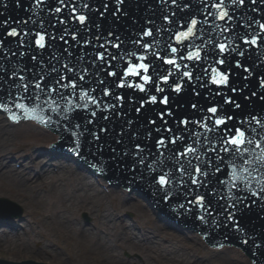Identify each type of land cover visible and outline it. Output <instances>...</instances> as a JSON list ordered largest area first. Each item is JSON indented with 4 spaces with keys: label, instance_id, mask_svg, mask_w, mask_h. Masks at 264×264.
<instances>
[{
    "label": "snow or ice",
    "instance_id": "1",
    "mask_svg": "<svg viewBox=\"0 0 264 264\" xmlns=\"http://www.w3.org/2000/svg\"><path fill=\"white\" fill-rule=\"evenodd\" d=\"M39 2L47 3L49 12L57 15L56 23H52L51 19L48 22V26L53 28L52 32H49L48 27L41 22H37L29 28L28 24L31 23V20H26L19 22L20 27L8 28L5 26L4 36L10 39L0 36V56H3L4 59H7L9 55L11 57L16 55L23 57L25 68L22 71L25 73L29 72L27 65H32V75L29 77L20 74L16 68L9 71L6 66L0 64V76L11 89L7 92L8 101H11L16 109L24 113L25 119L32 118L45 125H50L53 122L51 116L47 119L32 116L31 114L36 112V108H29L25 103H18L16 102L17 99L30 101L35 98L38 100L40 94L43 93L50 99V102L49 100L44 101L49 110L59 115L62 109L58 101L53 98L54 95H59L60 99L65 100L71 109L83 108L87 111L90 105L100 106L101 100L97 99L95 95L99 90L103 98H111L114 101L107 109L114 115H127L126 106H130L132 112L135 113V119L126 120L125 123L132 129L129 138L135 143L131 151L121 152L120 155H116V149H112L106 167L118 169L122 174L131 172L132 175L128 182L141 186L143 181L148 178L143 171H139L138 166L144 165L145 168H151L150 164L145 163L146 158L156 159L167 154L168 160L161 161V163H167L173 171L156 172L153 170L147 187L151 195L169 203L172 198L168 193L175 183L173 177L177 173L181 177L187 175L194 188L208 187L213 179V173H215L216 184L221 188L228 187L229 192L232 193V195L227 196V199L231 200L232 203L227 205L225 209L227 223L222 226H231L235 232L242 235L246 233L247 230L240 226L237 212L240 211L241 207L246 210H251L253 207L264 210V143L261 142L264 140V136H261V133L264 132V118H262L264 117V107H261L259 113L252 110L254 104L264 106V72L254 70L255 61L246 66V62L251 59L249 53L264 47V8L258 7V5H264V0H214L207 12L199 11L198 5H192L191 0H184L183 3L181 0H171L172 5L178 11L164 14L163 20L169 26L176 25L179 29L175 33L177 46L168 43L165 54L156 51L148 56L147 53L153 48V41L162 31L156 29L151 20L147 21L145 27L141 28L137 35L129 36L131 45L139 51L124 48L125 41L117 33L109 30L105 34L104 43L99 44L98 48L95 49V54L89 62V67L95 68L94 73H89L87 67L78 72L70 63H63V72H61L55 66L48 64V61L42 56V53L47 52L54 45H58L61 55L67 56L70 60L78 59L77 53L69 51L71 46L69 36L73 43L82 41L85 54H87V48L92 45L93 41L86 38L87 33L80 30L88 28L89 24L94 25L95 22L92 21L91 16L83 12L77 14L73 5L70 15L59 19L64 7H67L65 0H39ZM16 3L19 5L20 0H16ZM56 4L60 6H55ZM126 4L127 0H115V8L110 9L109 4L105 3L102 5L103 11L100 8L95 11L102 19L107 18L106 13L111 15L114 22L118 23L121 16L126 19L130 18L124 10ZM249 5L252 6L251 11L253 13H260V18L250 17L248 21L241 23L236 12L239 9H247ZM193 7H197V12L191 11ZM84 8L88 9L89 12L92 11L89 4H85ZM211 8L217 9V12H212ZM178 12L183 13L179 18H177ZM199 16H202L203 19H199ZM185 17L189 18L185 19ZM209 18L213 22L218 20L225 24L226 27L221 31L230 34L235 33L239 43L235 47H231L228 43L216 42L206 45L202 33L205 31L204 25L209 22ZM69 19L75 22L76 29L69 30L66 26ZM4 23L7 25V21ZM233 23H235V27L232 26ZM57 25H65V27L58 28ZM254 25L256 30H253ZM215 26L220 27L219 24ZM237 29H242L244 35L241 36ZM95 39L100 40L101 37L97 35ZM189 40L192 41L193 51H187L186 46L187 55H185L184 52H180L178 45L182 41ZM197 40H200L199 44L196 43ZM11 43L16 44V49L10 50L5 55V49ZM206 47L209 51H205ZM109 48L114 51L110 52ZM20 49H24V51H20ZM217 49L219 54H224V58L215 59ZM37 50L41 55L37 54ZM169 50L171 57L166 55ZM202 52L205 56L212 55L214 57L212 62L224 66V70L211 67L210 70H206L211 73L210 81H204L200 75L189 70V65L185 63L181 79L187 78L185 83L191 84V91L198 97L202 93L197 90L195 83H191L192 81L200 82V88H206L209 82L216 85L217 89L227 87L234 95L223 100V105L226 107L206 106L204 113H199L201 106L192 103L190 108L195 110L193 113L177 115L172 109L170 97L173 93L182 94L184 85L176 83L174 80L170 81L173 73L167 67L162 71L161 66H171L179 71L181 65L178 63V59L193 62L201 61ZM228 57H231L232 60L229 61ZM48 59L59 60V57L55 53H50ZM256 59L258 60L259 56ZM46 64L49 67L47 76L40 75L35 71L37 67L43 71ZM120 64H123L122 71L117 70ZM259 67H264V64L259 65ZM85 73L95 76L92 83H95L96 87H92L91 83H86ZM234 74L239 76L238 81L232 79ZM130 78H135V81ZM32 80L35 83H32ZM254 81L255 87L262 91L257 92L255 90ZM162 85L169 86L170 92H167ZM32 89H35V93L32 96L27 95ZM128 90L132 91L129 92ZM14 92L23 93V95L16 97ZM216 95H220L219 91L216 92ZM69 97L76 101H84V103L82 105L73 103ZM155 105H162L163 107L153 111L151 115H147L151 106ZM176 107L179 108L180 106L177 105ZM0 111L8 114V118L14 122L21 119L5 100H0ZM103 113L104 109H101L100 113L93 109L90 115L91 117H102L105 120L110 119ZM193 115H196L197 118L193 119ZM64 119H68V117H64ZM140 121H142L139 123L141 131L135 132ZM87 123L91 125L94 121L88 120ZM72 127L80 129L81 124L77 123ZM195 128H200L202 131L196 132L194 131ZM107 131L106 127H102L99 132H90L92 142H95L101 152L102 149L99 148L102 140L100 132L107 133ZM81 137H84L83 143ZM69 139L73 145L69 151L86 165L89 164L88 156L84 152V143H88L84 133L72 131ZM190 139L193 141L191 144L188 143ZM201 140H206L207 145L201 143V147L198 149L195 144ZM119 143L121 141H117V144ZM201 151L208 154V159L203 166L199 163L194 165L191 159L186 161L183 159L191 154L199 160L200 157L196 154ZM91 155L95 159V154ZM130 157L133 158V163L131 166H126L124 161ZM90 166L93 169L96 168L95 164ZM229 168L231 169L230 173ZM137 171H139V175L136 174ZM222 176H229V180H222ZM240 192L247 195H240ZM215 195L216 192L212 190H209L205 195H195L187 201L189 205H192L188 211L198 209L203 211L205 215L211 216V200L208 197ZM219 200H225V197L220 196ZM184 207L183 204L180 205L181 209ZM205 215H196L195 218L204 222ZM260 218L264 219V216ZM217 224L219 225L220 222L217 221ZM241 242L244 245L251 243V264H260V260L264 258V242L257 243L250 235L243 238Z\"/></svg>",
    "mask_w": 264,
    "mask_h": 264
},
{
    "label": "bare ground",
    "instance_id": "2",
    "mask_svg": "<svg viewBox=\"0 0 264 264\" xmlns=\"http://www.w3.org/2000/svg\"><path fill=\"white\" fill-rule=\"evenodd\" d=\"M38 123L34 119L25 123L19 122V124L10 125L8 119L4 118L3 114H0V157L4 151L8 154L14 148V150H20L24 148L22 145H27L28 147L24 148L25 152V150H30L35 144H49L50 141L57 137L55 132L41 127L40 123ZM17 153L19 154L20 152ZM12 154L14 156L13 152ZM45 156H40L37 160L22 161L21 166H17L16 162L11 163L10 161L7 167L0 169V178L16 189L23 199L25 198L30 208V212L26 214L27 217H30L35 210L39 209L41 210L40 213L47 219H52L55 224L66 228L70 227V230L76 233V237L79 235L77 237L78 247L88 249L84 258L86 261L89 260L91 262L93 258L95 259V255L99 250L104 258L113 261L116 256V246L128 245L136 249L137 252L146 255L150 262H157V264H206L202 260L197 261L195 258L190 259L188 256L189 254L192 256V251H195L194 242H201L199 235L193 233L186 235L181 234L180 231L168 229V226H164L162 221L155 220L154 210H150L147 207L143 198L124 202L123 194L125 192L123 193L116 188L111 189L112 187L104 189L103 184L106 181L104 182L100 177H97V179L91 177L89 179L84 174V172L87 173V170L78 164L67 162L66 159L52 160V163H61L62 168L54 171L50 165H46L40 177H35L33 171H27L26 164L32 163V165L37 167L40 161L42 164L44 163ZM5 160L6 158H1L0 166ZM116 193L118 194L117 196L114 195ZM113 199L118 202L117 207L108 208V203H111ZM81 200L83 201L82 206H85L86 210L91 213L97 227L94 228V225L93 227L84 224L79 225L76 218L73 219L75 213H71L68 209L75 202L78 201L79 203ZM119 209L121 212L117 213ZM124 210H133L137 213L142 223L141 230L137 231L138 226L129 225L125 219L122 220V217H119V215L124 213ZM17 212L21 215L24 212L20 204L7 196L0 195V224H8L7 226L0 225V246L9 243L7 248L9 247L13 254H17V245H20L18 243L24 238L23 235L27 234V232H23L25 228L20 226V222L11 220ZM18 216L20 215L18 214ZM27 217H25L26 222L28 220ZM96 218L97 220H95ZM6 220H8V223H5ZM9 221L12 223L17 221L18 224H10ZM52 221L48 223H52ZM101 227L107 228L106 234L102 233ZM183 235L191 236L192 238L190 250H186L183 247L185 243ZM45 250L43 252L49 254L52 252L48 247ZM232 252L238 255L230 258L235 264H250L249 259L245 255L239 254L236 249L224 247L221 250V254ZM56 254L58 252L54 250L52 256L56 257ZM221 256L225 258L224 254ZM0 259L2 258L0 257ZM39 261L40 259H34L27 264H50L46 260V263ZM21 262L13 261V263L18 264ZM150 262L147 264H152Z\"/></svg>",
    "mask_w": 264,
    "mask_h": 264
},
{
    "label": "water",
    "instance_id": "3",
    "mask_svg": "<svg viewBox=\"0 0 264 264\" xmlns=\"http://www.w3.org/2000/svg\"><path fill=\"white\" fill-rule=\"evenodd\" d=\"M69 1L70 0H65V2H66L65 4H68ZM28 2H29L28 0H20V3L22 5H24V6L26 5V3L28 4ZM33 3H34V1H32L31 3L29 2L28 5L31 6V5H33ZM45 8L48 9V5H46ZM159 12H160L159 8L152 9V10L151 9H147V12L144 13V14H146L145 17L148 20L151 19V18L154 19V20H157L155 18H157V16H158L157 14H159ZM161 12H164V10H162ZM47 22H49V20H47ZM141 22H143V20ZM107 24L108 23H105L104 24V27L107 26ZM71 25H72V28L75 27V25H73L72 23L70 24V27H71ZM99 25H101L103 27V25H102L101 22H99ZM125 29L126 30H129V32H131V30H133V28L132 27H129V26L128 27H125ZM132 32L135 33V29ZM71 44H73V45L69 47V51L77 53V56L79 57L78 59L74 58V59H71L70 60L67 56L61 55L60 49H58V47H59L58 45H54L53 47H51V51L48 50L47 52L42 53V55L47 56L49 58L50 53H55L59 57V60H57V59H51V60H54L53 63L55 65V67L57 68V70H59L61 72H63V69L61 68L62 67V64L64 63V61H67L72 66H74L77 69L78 72L82 71L84 68L87 67L89 73H94L95 72V68L89 67V62L91 61L92 56L95 54L94 49H92L93 54L92 53H89L88 50H87V54H85V50H84L83 42L82 41H80L79 43L70 42V45ZM74 44H77V46L74 45ZM167 44L168 43L165 42L164 40H162L160 43H156L155 45H153L152 51L149 54L147 53V55L148 56H151L152 53L153 52H156V51H161V53H162L163 47L166 46ZM56 46H58V47H56ZM108 50L110 52L111 51H114L111 48H109ZM182 50H184V49H182ZM168 56L171 57V55H168ZM178 61H179V59H178ZM157 63H160V62H157ZM48 64H50V62ZM48 64L45 65V66H47V68L44 66L43 71H41L40 67L36 68L37 69L36 72L39 73L40 75L47 76L48 75V72H49ZM165 67H167L168 70L171 71V72H173L174 69H175L174 67H171V66H163L162 65L161 66V70L163 71V69ZM117 70L118 71H122L123 70V65L120 64V67ZM29 75H30L29 77H31L32 71L30 72ZM85 75L87 77L86 83H91V86L92 87H96V84L95 83H92V81L95 80V76L88 75L87 73H85ZM130 79L133 80V81H135V78H130ZM31 82L32 83H35L34 80H32ZM162 86H164V85H162ZM114 91H117V90L114 89ZM128 91L131 92L132 90H128ZM30 92L34 94L35 93V89H32ZM95 95H96L97 99L101 100V104H100L99 107L92 106V105H90L89 107H92L98 113H100L101 109H104V113L103 114L109 116L110 119L105 120L102 117H91L90 112L93 109H91V110L88 109L87 110V113H86V111L83 108L71 109L70 106H69V104L62 103V102H66V101L65 100H61L60 97H59V95H54L53 98L58 101V103H59L60 108L62 109V111H64L63 105H66L64 108H67V109H70V110H77V112H79L78 115L81 117L80 122L82 121L81 122V128L84 131L83 132L84 133V136H86L87 137V140H88V143H84V150H89V147L90 146H93V147L97 148L95 142H92V137H91L90 132H99V130L102 127H104V125H103L104 122L105 121H109L110 122V125L109 126L111 128L106 127L108 129L107 133L100 132V135L102 137L101 142H103L104 146H105V144H109V146L112 145V146L116 147L117 148L116 155H120V153L121 152H124V151H131L132 148L129 149L125 145L127 142H130V138H129V136H127L122 131V130H125L124 129V126L122 125L123 126L122 129L119 128V127L118 128H114V127H116L118 125L119 122H118V120H115L114 119L115 115L112 112L107 111L108 106L111 103H114V101L111 98H103L99 90H97V92L95 93ZM45 97H48V96L45 95V94H43V93L40 94V98H44L45 99ZM69 99H70V97H69ZM35 100H37V99H35ZM72 102L73 103H79L81 105L84 103V101H76L75 99H73ZM128 107L129 106H126V109ZM39 109H40L39 110L40 113H43L45 115H43V114H36V115H40L41 117H46L45 119H47L49 117V116H47V112L48 113L49 112L51 113V111L48 109V111L46 112V109L43 108L42 104H40V108ZM151 110L156 111V110H159V108L157 107V105H155V106H151ZM254 111H255V109H254ZM68 112H69V110L66 111V113H68ZM60 116H62V117L61 118H58L57 121H56V118L53 121L59 125L60 129L63 132H65V131L72 132L69 127L68 128L65 127V125L67 126L68 123H71L72 122V121L67 122V121L71 120V118L64 119L65 116H63L62 114H60ZM88 120H93L94 123H92L91 125H88V123H87ZM139 123H142V121L138 122V125H139ZM43 125H45V124H43ZM45 126H49L51 128H57V126H55L53 124V122L50 125H45ZM44 128L47 129L46 127H44ZM113 128H114V130H112ZM50 131L53 132L51 129H50ZM194 131L200 132V131H202V129L195 128ZM122 133H123V135H122ZM56 138H54L53 141H55ZM103 139H106V140L103 141ZM190 140L188 142H190ZM53 141H50V143H52ZM68 141H69L68 143H71L70 139H68ZM81 141H82V143L84 142V137L81 139ZM115 141L116 142L117 141H121V143L118 144L119 148L116 146V142ZM101 142H100V144H101ZM200 142L205 143L207 141L206 140H201ZM200 142H197V144L199 145ZM50 143L49 144H35L34 146L31 147L30 150H27V153H21L20 156H13L12 152H10V153L7 154V152L4 151V153L1 154L0 161H1V158H6V160L0 166V169H2L4 167H7V164H9L10 161H14V162L17 163L18 166H21L22 161H25V160H37L38 157H40V156H42L44 154H46V156H45V159H44V163L43 164L40 161L37 167L34 166V165H32V163L25 165L27 171L28 172L33 171L35 177H40V175L44 171V168L46 167V165H50V167L53 168L54 171H56L57 168H62L61 167V163H52V160L66 159L67 162H74L76 164L79 163V161H77V159H75L74 157L68 156L65 153H59V152H57L55 150H50L49 149ZM94 153L95 152H91L90 155L91 154H94ZM99 154H98V156H99ZM109 155L111 156V152L105 153L104 155L100 154V157L95 156L96 163H97V161H99V162H102L105 166L108 165V161H109L108 156ZM206 155H208V154L206 153ZM87 156L89 158V155H87ZM132 159L133 158L130 157L126 161L128 162V161H131ZM183 159L185 161L188 160V159H191L194 165L197 164L196 157L192 156L191 154H189L188 156L184 157ZM145 163L146 164H150L151 165V168H145L144 165H139L138 166L139 171H143L145 175H149V177L151 178V176L153 175V170H155L156 172H158V170L157 169H152L154 166L151 164V162H145ZM78 165L81 166V167H83L84 169H86L87 172H88V175H93V177L97 179L98 176L94 175V174H96L94 172L96 170V168L93 169L90 165L89 166H86V164H78ZM106 168L109 171L107 173H109L110 175H116V173H121L120 170L114 169V168H112L110 166H107ZM139 171H137V173H136L137 175H139ZM124 175L131 176L132 174H131V172H127V173H124ZM180 180H178V181H180ZM149 182L150 181H148V184H149ZM103 188L104 189H109L110 186L108 185V183H105V184H103ZM182 190L183 189L181 188L180 184L173 185L171 187V191L172 192H169L168 193V195L170 197H172V199H171L172 202L171 201H170V203L169 202H165L166 203L165 205H167L168 207H173L174 206V202L176 201V199H180L179 198V194L182 192ZM161 195H162V193H161ZM136 196H138L136 193H133V195H132V193L125 192L123 194V200H124V202H130L131 199H133V201H134ZM157 198H159V197H157ZM143 199L145 200V202L147 204V207H149L150 210H154V212H155V220L156 221H162L164 223V226H168V229H170L172 231H180L181 230V229H179V227H176V225H174L172 223V221L167 220V218L165 216H160L159 213L154 208H152L151 204L149 205L148 199H145V198H143ZM179 202H180V200H179ZM246 229L247 230H250L249 227H246ZM180 232H181V234H186V233H183V230H181ZM0 263H2V264H18V263H8L6 260L5 261L4 260H0ZM26 263H28V262H25V264ZM21 264H23V263H21Z\"/></svg>",
    "mask_w": 264,
    "mask_h": 264
},
{
    "label": "rangeland",
    "instance_id": "4",
    "mask_svg": "<svg viewBox=\"0 0 264 264\" xmlns=\"http://www.w3.org/2000/svg\"><path fill=\"white\" fill-rule=\"evenodd\" d=\"M22 146L24 148L28 147L27 145H22ZM24 148H21L20 150H14L15 149L14 148L12 150L14 156H20L21 153H27L26 150L24 152ZM17 152L20 153L18 154ZM44 155H42L41 157H43ZM11 163H14V161H11ZM56 171H58V168L56 169ZM84 174L88 176L89 179L92 177V175H88V172L87 173L84 172ZM0 195L7 196L8 198L20 204L24 212L22 213V215L19 212H17L16 214H14L13 216L14 218L11 220L12 221L17 220L18 222H20V226L25 228V230L22 231L24 233L27 232L26 235L25 234L23 235L24 238L20 241V243H18L20 245H17L18 246L17 254H13L10 251V248L9 247L7 248V245H9V243L0 246V257L2 259H7L8 263H13V261L16 262L22 261L21 263L25 264V262H30L31 260L34 259H40L39 262H43V263H46L45 262L46 260L49 261L50 264H147L150 262L146 255L137 252L136 249L129 247L128 245L122 247L116 246L115 249L116 256L115 259H113V261L104 258L101 255L102 253L100 250L95 255L96 256L95 259L93 258L91 262L89 260L86 261V259L84 258L86 256V252L88 249H86L85 247L84 248L78 247L79 243L77 237H79V235H77L76 237L75 236L76 233L70 230L71 229L70 227L66 228L59 224H55L54 221H52V219H47V217H44L43 214L40 213L41 210L39 209L35 210V212L32 213L30 217H27L26 214L30 212L29 211L30 208L25 198L23 199V197H21L17 193L16 189L8 185L2 178H0ZM114 195L117 196L118 194L116 193ZM137 198L140 197L136 196L135 199ZM82 202H83L82 200L79 203L77 201L73 204V206H71L68 209L71 213H75V215H73V219L76 218V221L79 225L84 224L90 227H93L94 225V228L97 227V225L93 221V216L91 215V213H89V211L86 210L85 206H82ZM117 203L118 202L114 201V199L111 200V203L110 202L108 203V208L117 207ZM120 212L121 211L119 209V212L117 213ZM18 214L20 216H18ZM25 217H27L28 219L27 222L25 221L26 220ZM119 217H122V220L125 219L129 225L134 224L136 225V227L138 226L137 231L142 229L141 219L139 216H137V213L135 211L124 210V213L122 215H119ZM95 220H97V218ZM17 221L13 223L10 222V224L17 225L18 224ZM51 221L52 223H48ZM6 222L8 223V220H6L5 223ZM0 225L7 226L8 224H0ZM100 229L102 230V233L103 232L105 234L107 233L106 227H101ZM39 230L42 231L39 232ZM79 233L81 232L79 231ZM188 233L195 234L194 232L186 231V234ZM183 236L185 238V243L183 244V247L186 250H190L191 249L190 241L192 238L191 236L189 237L185 235ZM193 246L195 247L194 249L195 251H192V256H190V254L188 255L189 258L190 259L195 258V260L197 261L202 260L206 264H235L230 258H232L233 256H238L234 252L228 254L227 253L221 254V251H219V253H216L214 250L209 249L202 241L196 243L194 242ZM46 247H48L50 251H52L50 252L51 254L43 252L46 249ZM54 250L58 252V254H56L57 256L55 255L56 257L52 256ZM238 253L240 254V252ZM220 254L221 255L224 254L225 258H222ZM26 260H30V261H26ZM150 263L157 264V262H150Z\"/></svg>",
    "mask_w": 264,
    "mask_h": 264
}]
</instances>
